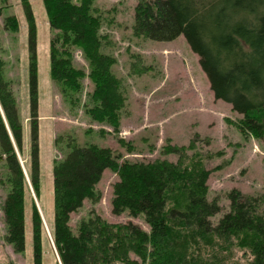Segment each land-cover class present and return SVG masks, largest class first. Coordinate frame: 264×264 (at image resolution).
I'll return each mask as SVG.
<instances>
[{
	"label": "trees",
	"instance_id": "1",
	"mask_svg": "<svg viewBox=\"0 0 264 264\" xmlns=\"http://www.w3.org/2000/svg\"><path fill=\"white\" fill-rule=\"evenodd\" d=\"M94 2L43 0L55 31L50 41V75L63 91L79 95V100L87 72L74 65L73 50H82L94 85L90 104H84L86 111L94 121L105 122L119 133L126 96L112 70L116 58L102 50L105 36ZM21 3L28 22L30 57L29 176L39 196L37 25L30 0ZM5 25L12 31L19 29L16 16L7 17ZM133 31L157 41L183 35L199 56L214 97L230 103L242 115L237 123L240 132L254 136L264 147V0H141L135 9ZM0 105L6 118L5 122L0 111V147L11 185L3 204L6 240L16 252H23L26 179L6 123L20 151L23 126L1 58ZM119 143L127 144L123 138ZM70 145L71 151L56 159L53 167V237L63 264H228L236 247L251 253L248 264H264V191L250 195L232 189L227 194L229 209L214 221L222 207L218 197L208 196L211 170L200 155L187 156L185 147L165 146V154H181L173 162L167 158L120 161L110 147L80 146L75 141ZM106 169L119 177L113 186V213L142 215L149 231L133 222L110 223L98 215L82 219L77 232L73 231L71 213L86 199H100L96 185ZM41 230V216L34 204V264H42Z\"/></svg>",
	"mask_w": 264,
	"mask_h": 264
},
{
	"label": "rangeland",
	"instance_id": "2",
	"mask_svg": "<svg viewBox=\"0 0 264 264\" xmlns=\"http://www.w3.org/2000/svg\"><path fill=\"white\" fill-rule=\"evenodd\" d=\"M78 2V0H73ZM141 0H95L96 14L102 19L101 34L105 36L103 52L116 58L112 70L121 80L126 96L122 109L120 132L107 123L97 122L87 113L94 85L87 75L88 62L82 50L74 49L73 63L84 69L81 98L63 91L50 75L51 29L43 0H30L37 25V92L39 113L40 194L30 180L31 167V85L28 51V22L21 0H0V58L4 76L16 98L17 111L23 126V150L12 136L19 163L26 179L25 250L16 252L7 242V225L3 209L10 190L6 155L0 147V264H34L32 211L36 205L42 220V264H63L55 246L54 161L71 151V143L80 146L96 144L110 147L120 161H153L167 158L177 162L180 153L165 154L168 144L185 147L187 156L200 155L211 170L208 178L209 198L218 197L222 212L229 209L227 197L232 189L257 195L264 191V147L252 135L244 136L237 123L242 117L232 105L216 99L208 78L183 35L171 41H157L134 34V16ZM16 16L19 29L12 31L5 19ZM87 104V105H88ZM0 111L5 119L3 109ZM104 129V130H103ZM119 138L125 143L120 144ZM192 143V148L189 145ZM131 146V147H130ZM131 148V149H130ZM118 175L106 169L96 185L100 199H86L83 206L71 213L70 226L77 232L82 219L98 215L110 223L138 224L149 231L144 216H131L128 211L114 214L113 186ZM225 254V253H224ZM135 257L134 254H132ZM228 264H248L249 251L234 248ZM117 264V263H113Z\"/></svg>",
	"mask_w": 264,
	"mask_h": 264
}]
</instances>
